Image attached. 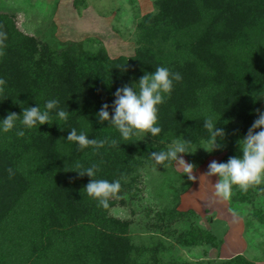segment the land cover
Instances as JSON below:
<instances>
[{
    "label": "trees",
    "instance_id": "trees-1",
    "mask_svg": "<svg viewBox=\"0 0 264 264\" xmlns=\"http://www.w3.org/2000/svg\"><path fill=\"white\" fill-rule=\"evenodd\" d=\"M86 0H74L75 7ZM0 7V30L7 33L0 56V264H256L242 254L219 259L189 260L179 248L223 241L200 223L192 208L178 209L192 186L186 174L156 165L152 152L167 151L178 138L189 141L183 153L195 169L205 158L222 154L219 162L240 156L241 142L258 118L254 109L264 102V0H153L150 12L137 16L135 52L110 57L96 38L53 46L51 34L20 28L21 7ZM52 34L54 23L51 21ZM158 66L180 73L173 89L159 105L162 131L125 141L110 121L99 122L102 104L113 113V93L125 84L138 90L139 78ZM59 101L50 112L51 125L25 128L20 120L9 132L2 120L25 107ZM59 109L69 111L66 121ZM225 131L223 147L206 151L209 133L204 120ZM22 118V117H21ZM90 139L116 140L79 148L66 139L69 131ZM24 131L23 136L16 133ZM256 129L255 131H259ZM99 165L97 179L120 180L119 199L109 207L84 190L91 179L79 176L77 164ZM11 168L10 177L7 169ZM165 175L174 189L165 204L147 192L150 171ZM168 179V180H167ZM219 179V178H218ZM185 182V183H183ZM163 183V185H164ZM230 212L242 218L243 234L253 224L264 225V184L242 192L234 186L226 199ZM164 203V204H162ZM264 250V248H263Z\"/></svg>",
    "mask_w": 264,
    "mask_h": 264
},
{
    "label": "clouds",
    "instance_id": "clouds-1",
    "mask_svg": "<svg viewBox=\"0 0 264 264\" xmlns=\"http://www.w3.org/2000/svg\"><path fill=\"white\" fill-rule=\"evenodd\" d=\"M7 33L0 30V56L4 55L3 49L6 48L5 41ZM182 79L180 73L172 72L167 67L158 66L153 72H145L139 78L138 90L134 86L125 84L121 88L116 89L113 93L115 99L112 103L113 113L109 114V105L102 104L101 109L97 113L99 122L110 121L119 131L121 138L125 141L131 140L132 137L138 136L143 139L147 134L152 137L159 135L162 131L158 126L159 105L165 103L170 97L173 89V82ZM6 80L0 78V93L4 92ZM59 101L56 99L48 100L44 109L40 106L25 107L21 114L10 112L2 120V130L4 132L11 131L16 126V121L28 129L37 127L38 125L53 123L50 112L57 109ZM258 113V118L249 127L246 135L239 141L241 142L240 152L242 155L229 157L227 162H216L215 160L208 165L207 175H216L219 177L214 184L215 194L223 199H228L232 195L234 186L239 187L242 192H247L249 188L264 184V111L254 109ZM69 111L59 109L57 116L60 120L68 119ZM22 117V118H21ZM214 120L208 117L204 120V128L209 133V138L205 147L206 151H213L223 147L218 143L217 137L221 140L225 137V131L222 128H217ZM260 129L259 131H255ZM18 136H23L24 131L19 130L16 133ZM66 139L70 142L78 144L79 148L83 149L89 146L99 149L105 144H110L113 147H119L116 140L90 139L86 133H77L75 128H72ZM189 141L178 138L172 142V145L167 151L152 152L150 158L156 165L166 166V162H176L177 166L182 169L183 174L187 175L189 181H195L193 175L195 165L186 162L180 154L191 153L189 150ZM100 170L99 165L93 164L89 167H84L77 164L74 171L79 176L85 174L91 179L84 187L87 195L98 201V206L103 208L109 207V201L119 199L121 192L120 180L109 181L107 179H97L96 174ZM9 176L14 173L11 168L7 169Z\"/></svg>",
    "mask_w": 264,
    "mask_h": 264
},
{
    "label": "rangeland",
    "instance_id": "rangeland-1",
    "mask_svg": "<svg viewBox=\"0 0 264 264\" xmlns=\"http://www.w3.org/2000/svg\"><path fill=\"white\" fill-rule=\"evenodd\" d=\"M74 0H0L8 6H20L17 22L20 28L36 34H51L49 41L55 47L66 41H79L96 38L110 57L132 56L135 52V23L137 16L152 11L153 0H86L78 8ZM51 21L54 23L52 34ZM196 153L194 152L193 155ZM222 154L204 159L193 172L196 177L191 188L180 196V210L194 209L200 216V223L211 229L222 239L218 248L207 245L179 248L178 253L189 260H207L218 257L229 258L242 254L249 259L264 255V225L253 224L246 235L241 217L230 212L226 199L215 194L214 184L218 176H208V165L219 162ZM187 161V158L183 156ZM174 168L182 171L174 162ZM165 175L150 171L147 175L149 197L165 204L170 202L173 188L165 187ZM168 180V179H167ZM164 183V185H163ZM185 183V182H183ZM152 194V195H151ZM162 203V204H164ZM256 264H264V260Z\"/></svg>",
    "mask_w": 264,
    "mask_h": 264
},
{
    "label": "crops",
    "instance_id": "crops-1",
    "mask_svg": "<svg viewBox=\"0 0 264 264\" xmlns=\"http://www.w3.org/2000/svg\"><path fill=\"white\" fill-rule=\"evenodd\" d=\"M260 111H264V102L262 103V105L260 107Z\"/></svg>",
    "mask_w": 264,
    "mask_h": 264
}]
</instances>
